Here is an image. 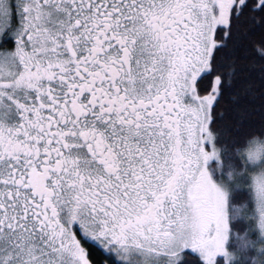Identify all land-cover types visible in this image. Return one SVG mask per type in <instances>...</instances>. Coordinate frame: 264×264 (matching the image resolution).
<instances>
[{
    "label": "snow or ice",
    "instance_id": "obj_1",
    "mask_svg": "<svg viewBox=\"0 0 264 264\" xmlns=\"http://www.w3.org/2000/svg\"><path fill=\"white\" fill-rule=\"evenodd\" d=\"M252 134L264 0H0V264H264Z\"/></svg>",
    "mask_w": 264,
    "mask_h": 264
},
{
    "label": "clouds",
    "instance_id": "obj_2",
    "mask_svg": "<svg viewBox=\"0 0 264 264\" xmlns=\"http://www.w3.org/2000/svg\"><path fill=\"white\" fill-rule=\"evenodd\" d=\"M238 157H243L250 163L264 160V135L252 134L235 149Z\"/></svg>",
    "mask_w": 264,
    "mask_h": 264
},
{
    "label": "trees",
    "instance_id": "obj_3",
    "mask_svg": "<svg viewBox=\"0 0 264 264\" xmlns=\"http://www.w3.org/2000/svg\"><path fill=\"white\" fill-rule=\"evenodd\" d=\"M222 168L223 170L226 172V173H229V172H234L236 173L237 169L235 168L233 162L227 158V157H222ZM238 206H242V205H238ZM237 206V207H238ZM231 227L235 228V230L237 232L239 231H242L243 230V223L242 222H239V221H231ZM229 247H231V244L228 245Z\"/></svg>",
    "mask_w": 264,
    "mask_h": 264
},
{
    "label": "rangeland",
    "instance_id": "obj_4",
    "mask_svg": "<svg viewBox=\"0 0 264 264\" xmlns=\"http://www.w3.org/2000/svg\"><path fill=\"white\" fill-rule=\"evenodd\" d=\"M216 164H217V161H216V160H211V161L209 162V164H208L209 171H210V173L212 174V177H213L214 180L217 179V174H216V172H215ZM222 167H223V166H222V163H221V170H222V173H223V175H224V178L227 180V179H228V173H226V172L223 170ZM232 173H233V176H234L235 173H234V172H232ZM238 208H239L241 211H243V207H242V206H238ZM230 226H231V220H230ZM252 235L255 236L256 233L253 232Z\"/></svg>",
    "mask_w": 264,
    "mask_h": 264
}]
</instances>
